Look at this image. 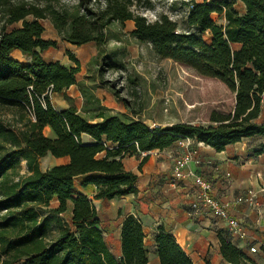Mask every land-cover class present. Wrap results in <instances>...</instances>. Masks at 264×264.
Here are the masks:
<instances>
[{
	"label": "trees",
	"instance_id": "trees-1",
	"mask_svg": "<svg viewBox=\"0 0 264 264\" xmlns=\"http://www.w3.org/2000/svg\"><path fill=\"white\" fill-rule=\"evenodd\" d=\"M62 1L0 0V248L10 255L0 264H149L141 222L133 215L123 219L121 252L115 256L98 229L101 216L94 202L105 208L112 200L137 195L138 177L124 168L127 157L185 140L217 152L243 139L264 140V0H191L185 3L188 29L182 33L167 15L150 22L140 13L142 1L144 8H152L150 0H76L72 6ZM45 21L63 42L98 48L106 45L114 24L133 22L130 35L150 44L157 57L224 84L235 96L233 111L216 115L215 127L177 123L151 129L139 118L142 109L135 110L110 87L129 112L110 114L95 94L100 86L78 81L81 67L72 54L74 67L45 60L56 46L43 38ZM15 51L26 62L12 58ZM105 65L96 74L103 86ZM72 86L82 95L81 111L68 95ZM56 94L72 105L56 109ZM47 129L54 137L47 136ZM253 153L264 154V144ZM48 155L69 161L43 171L41 160ZM23 162L26 174H21ZM78 183L95 187L93 199L77 190ZM41 212L47 216L41 218ZM53 222L60 229L55 238ZM219 238L224 260H247L222 232ZM155 243L160 264H194L163 230Z\"/></svg>",
	"mask_w": 264,
	"mask_h": 264
},
{
	"label": "crops",
	"instance_id": "crops-1",
	"mask_svg": "<svg viewBox=\"0 0 264 264\" xmlns=\"http://www.w3.org/2000/svg\"><path fill=\"white\" fill-rule=\"evenodd\" d=\"M17 52L19 51L14 53ZM14 59L21 61L19 58ZM73 87L75 86L69 90ZM57 95L62 94L54 96ZM46 131L49 133L47 136L54 137L50 129ZM260 143L264 144L261 138L243 139L226 151L217 152L201 143L185 140L163 151L155 150L127 157L123 162L124 168L138 177L137 195L112 200L105 208L103 202L95 203L101 216L98 229L111 253L115 256L120 254L122 222L125 217L133 215L141 222L146 235L149 264H160L155 236L161 230L177 240L194 264H231L221 255L219 232L246 256L247 260L242 264H264V194H258L253 205L237 203L238 197H249L251 192H257L260 188L258 174L264 166V154L253 153ZM187 151L194 155L192 162L182 171V179L173 175L172 168L174 159ZM49 156L51 155L47 157L56 163L51 167L64 165L69 161L68 158L56 159ZM23 165L26 174L25 162L21 167ZM194 176L202 177L212 184V196L221 204L227 205L231 217L240 220L244 239L231 236L226 224L208 211L199 216L191 215L190 206L195 201L196 194V190L192 188ZM77 190L89 199H93L96 194L95 187H83L81 183L77 184ZM51 205L57 207L58 203L54 201ZM71 210L70 205L65 214L67 217ZM253 247L256 248L255 253L250 251Z\"/></svg>",
	"mask_w": 264,
	"mask_h": 264
},
{
	"label": "rangeland",
	"instance_id": "rangeland-1",
	"mask_svg": "<svg viewBox=\"0 0 264 264\" xmlns=\"http://www.w3.org/2000/svg\"><path fill=\"white\" fill-rule=\"evenodd\" d=\"M150 1L151 9L144 8L143 1L140 9V13L150 22H155L161 15H167L178 24L179 32L187 31L188 7L185 3L191 0ZM62 3L72 6L76 0H63ZM212 18L217 24L223 23L218 15H213ZM44 26L43 38L56 42V46L45 53V60L59 61L66 67H74L76 65L69 55L72 54L81 67L78 81H85L89 87L100 86L95 94L110 114L129 113L110 91V87L120 90L121 98L127 100L135 110L142 109L139 118L151 129H167L177 123L215 127L212 120L216 115H228L233 111L235 96L224 84L216 79L200 76L182 64L157 57L150 44L138 43L130 35L134 30L133 22L110 27L107 31V43L101 48L94 43L78 47L63 42L50 21H45ZM14 55L17 56L13 53ZM19 59L26 62L22 56ZM101 64L108 66L104 69L103 80L106 86L100 85L96 78ZM68 95L74 100L73 105L81 111L83 99L77 88L69 90ZM52 103L58 110L72 105L63 95L53 96ZM46 134L49 135L48 131ZM54 164L55 161L48 157L41 160L42 170ZM25 172L23 165L21 174ZM95 203L97 201L94 205ZM44 216L47 213L41 212V218ZM63 217L67 218L66 215ZM51 231V236L57 237L60 232L57 223H52ZM9 256V253L0 248V261Z\"/></svg>",
	"mask_w": 264,
	"mask_h": 264
},
{
	"label": "built area",
	"instance_id": "built-area-1",
	"mask_svg": "<svg viewBox=\"0 0 264 264\" xmlns=\"http://www.w3.org/2000/svg\"><path fill=\"white\" fill-rule=\"evenodd\" d=\"M194 153L187 151L179 158L174 159L173 175L179 178H184L182 171L192 162ZM190 176H193L190 174ZM260 181V188L257 192H251L249 197H238L237 203H255V197L262 193L264 194V166L262 172L258 174ZM196 190L195 201L191 204V215L199 216L202 212L208 211L212 216L224 222L227 226L228 232L233 237L244 239L245 234L241 232L240 220L230 216L227 205L221 204L212 196L213 186L210 182L202 177L194 176L193 187ZM252 253L256 252V248L250 249Z\"/></svg>",
	"mask_w": 264,
	"mask_h": 264
},
{
	"label": "bare ground",
	"instance_id": "bare-ground-1",
	"mask_svg": "<svg viewBox=\"0 0 264 264\" xmlns=\"http://www.w3.org/2000/svg\"><path fill=\"white\" fill-rule=\"evenodd\" d=\"M15 54H17V56L14 55V56H15V57H14L13 54H12V58H16V59H17L18 57H19V58L21 57L20 52H17V53H15ZM21 61H22V59H21Z\"/></svg>",
	"mask_w": 264,
	"mask_h": 264
}]
</instances>
